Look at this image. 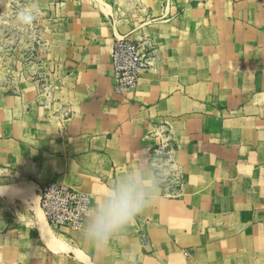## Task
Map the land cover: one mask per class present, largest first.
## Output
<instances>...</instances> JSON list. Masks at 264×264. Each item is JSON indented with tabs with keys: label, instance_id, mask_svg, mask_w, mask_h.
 Instances as JSON below:
<instances>
[{
	"label": "crops",
	"instance_id": "0c3cea01",
	"mask_svg": "<svg viewBox=\"0 0 264 264\" xmlns=\"http://www.w3.org/2000/svg\"><path fill=\"white\" fill-rule=\"evenodd\" d=\"M25 4L50 14L56 67L0 84V264H264V0ZM122 36L153 55L131 92L112 73ZM137 168L157 197L103 252L83 235L89 216L49 226L45 185L85 191L93 209Z\"/></svg>",
	"mask_w": 264,
	"mask_h": 264
},
{
	"label": "rangeland",
	"instance_id": "374dc122",
	"mask_svg": "<svg viewBox=\"0 0 264 264\" xmlns=\"http://www.w3.org/2000/svg\"><path fill=\"white\" fill-rule=\"evenodd\" d=\"M26 0H0V84L46 82L55 73L50 43L45 37L48 13L29 11ZM170 188L178 184L173 173L164 175Z\"/></svg>",
	"mask_w": 264,
	"mask_h": 264
},
{
	"label": "built area",
	"instance_id": "2783aa9c",
	"mask_svg": "<svg viewBox=\"0 0 264 264\" xmlns=\"http://www.w3.org/2000/svg\"><path fill=\"white\" fill-rule=\"evenodd\" d=\"M152 60V51L138 41L129 36L116 38L111 54L115 88L120 92L133 91L143 73L150 68ZM167 147L168 144L162 141L154 149L155 158L163 160L168 154ZM40 206L51 228L80 230L90 215L93 199L91 194L75 187L49 183L40 191Z\"/></svg>",
	"mask_w": 264,
	"mask_h": 264
},
{
	"label": "clouds",
	"instance_id": "9594fccd",
	"mask_svg": "<svg viewBox=\"0 0 264 264\" xmlns=\"http://www.w3.org/2000/svg\"><path fill=\"white\" fill-rule=\"evenodd\" d=\"M157 197L155 181L143 168L133 169L112 183L101 201L91 210L83 229L85 239L103 252L145 207Z\"/></svg>",
	"mask_w": 264,
	"mask_h": 264
}]
</instances>
